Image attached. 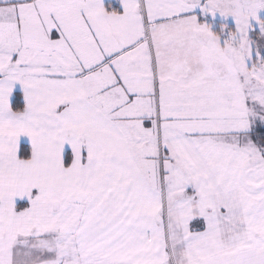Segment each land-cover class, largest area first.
Here are the masks:
<instances>
[{
	"label": "snow or ice",
	"instance_id": "6c2138e0",
	"mask_svg": "<svg viewBox=\"0 0 264 264\" xmlns=\"http://www.w3.org/2000/svg\"><path fill=\"white\" fill-rule=\"evenodd\" d=\"M0 264H264V0H0Z\"/></svg>",
	"mask_w": 264,
	"mask_h": 264
}]
</instances>
